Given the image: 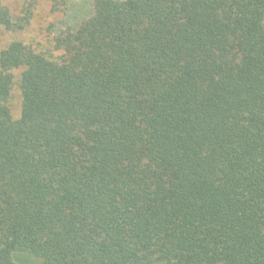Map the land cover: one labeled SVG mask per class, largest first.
Masks as SVG:
<instances>
[{
  "label": "trees",
  "instance_id": "1",
  "mask_svg": "<svg viewBox=\"0 0 264 264\" xmlns=\"http://www.w3.org/2000/svg\"><path fill=\"white\" fill-rule=\"evenodd\" d=\"M38 7L0 0V264H264V0Z\"/></svg>",
  "mask_w": 264,
  "mask_h": 264
},
{
  "label": "rangeland",
  "instance_id": "2",
  "mask_svg": "<svg viewBox=\"0 0 264 264\" xmlns=\"http://www.w3.org/2000/svg\"><path fill=\"white\" fill-rule=\"evenodd\" d=\"M15 1L4 0L9 4H13ZM37 3L39 12L37 11L36 20L30 29L36 33L49 20L54 22L51 29L54 33L73 29L81 19L91 15L93 11L92 0H37ZM14 259L18 264H37V260L26 253H16Z\"/></svg>",
  "mask_w": 264,
  "mask_h": 264
}]
</instances>
